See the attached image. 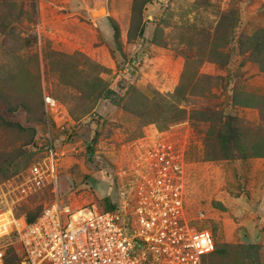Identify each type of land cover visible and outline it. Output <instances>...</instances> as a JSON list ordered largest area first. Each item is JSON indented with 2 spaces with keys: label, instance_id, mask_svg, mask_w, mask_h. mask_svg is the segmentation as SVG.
I'll list each match as a JSON object with an SVG mask.
<instances>
[{
  "label": "rangeland",
  "instance_id": "obj_1",
  "mask_svg": "<svg viewBox=\"0 0 264 264\" xmlns=\"http://www.w3.org/2000/svg\"><path fill=\"white\" fill-rule=\"evenodd\" d=\"M6 4L0 3V116L20 128L0 125V151L22 146L30 156L0 179V210L39 214L54 201L107 210L117 173L157 131L183 144L191 215L204 211L200 227L222 251L204 264H264V72L247 43L264 30V0ZM97 84L106 86L102 97ZM131 86L146 100L128 97ZM45 95L63 106L64 120L47 116ZM169 104L183 118L168 123L177 117ZM227 114L237 117L245 159L226 156L218 139L223 128L209 120ZM48 142L55 180L23 196L28 168L48 156ZM2 245L18 247L12 239Z\"/></svg>",
  "mask_w": 264,
  "mask_h": 264
},
{
  "label": "built area",
  "instance_id": "obj_2",
  "mask_svg": "<svg viewBox=\"0 0 264 264\" xmlns=\"http://www.w3.org/2000/svg\"><path fill=\"white\" fill-rule=\"evenodd\" d=\"M43 105L53 121L67 117L52 97L45 95ZM46 147L48 156L28 168L27 183L20 187L23 196L55 180V153L50 142ZM186 171L183 144L156 131L117 173L112 209L54 201L28 223L5 206L0 241L17 244L16 264H203L215 240L200 227L204 211L191 215ZM5 249L0 246V264Z\"/></svg>",
  "mask_w": 264,
  "mask_h": 264
},
{
  "label": "trees",
  "instance_id": "obj_3",
  "mask_svg": "<svg viewBox=\"0 0 264 264\" xmlns=\"http://www.w3.org/2000/svg\"><path fill=\"white\" fill-rule=\"evenodd\" d=\"M1 4H6V0H0ZM7 5V4H6ZM34 6V5H33ZM113 36L114 40H118L119 32L117 27L113 26ZM6 29V25L2 27V32H4ZM247 43L249 44V48L251 51V54L253 56L254 61L259 65L260 69L264 72V30H258L255 32L251 37L247 39ZM98 80V79H97ZM106 91L105 85H98L97 84V97H102L104 92ZM129 93L128 97L131 95L133 96H141L143 99L146 100V97H144L142 94H140L135 87H129L126 91ZM158 102L160 106V111H162V103L163 99L158 94H155V97H153L152 101ZM264 100V99H263ZM234 101V100H233ZM237 101V100H236ZM236 101H234L236 103ZM238 102V101H237ZM169 110L171 113H175L177 115L174 117H171L168 120L169 122H174L180 118H183V111H177L176 108H172L169 104ZM162 113V112H160ZM209 120H212L214 122L217 121L219 125L223 128V133H220L218 135V139L220 140L224 151L226 152L227 157H234L237 156L240 159H245L249 155L248 151L241 147L239 143L241 142V135L239 133V129L237 127V117L233 114H227L224 117H213L210 116ZM0 125L4 127H17L20 128L19 125L15 123H11L9 121H6L3 117L0 116ZM3 128V127H2ZM32 133L34 132L31 130ZM236 152V153H235ZM30 153L23 149L22 146H18L16 148L10 149L9 151L3 152L0 151V179H7L8 177L16 174L21 168H23L26 163H28ZM112 209V205L107 207V210ZM42 211V210H41ZM41 213V212H40ZM39 213V214H40ZM38 213H24L19 214L14 210V215L16 217L23 216L25 220L28 223H31L34 221L38 215ZM11 238H14V235L11 236ZM17 249L13 248L11 246H8L5 249V255H4V264H10L9 261L17 263ZM222 253L221 250L215 249L214 251L209 254L208 256L204 257L203 264L205 262V259L213 254Z\"/></svg>",
  "mask_w": 264,
  "mask_h": 264
},
{
  "label": "bare ground",
  "instance_id": "obj_4",
  "mask_svg": "<svg viewBox=\"0 0 264 264\" xmlns=\"http://www.w3.org/2000/svg\"><path fill=\"white\" fill-rule=\"evenodd\" d=\"M104 12H105L104 8H99L97 10V13H99V14H103Z\"/></svg>",
  "mask_w": 264,
  "mask_h": 264
}]
</instances>
